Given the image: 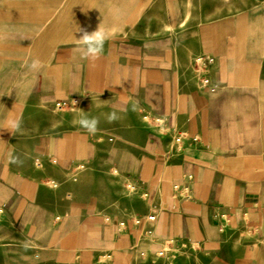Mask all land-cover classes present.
<instances>
[{
    "label": "crops",
    "instance_id": "obj_1",
    "mask_svg": "<svg viewBox=\"0 0 264 264\" xmlns=\"http://www.w3.org/2000/svg\"><path fill=\"white\" fill-rule=\"evenodd\" d=\"M191 5L43 0L33 37L31 15L0 0V103L13 121L18 103L23 121L0 128V264H140L133 247L153 212L155 239L198 245L175 264H264V0H200L198 19ZM198 54L215 59L212 92L193 75ZM71 106L75 125L49 131L48 110ZM163 127L187 133L181 152ZM106 168L136 186L135 208L96 178Z\"/></svg>",
    "mask_w": 264,
    "mask_h": 264
},
{
    "label": "rangeland",
    "instance_id": "obj_2",
    "mask_svg": "<svg viewBox=\"0 0 264 264\" xmlns=\"http://www.w3.org/2000/svg\"><path fill=\"white\" fill-rule=\"evenodd\" d=\"M43 0H17V7H16V15L17 16H23V15H31L32 19V36H38L39 37V18L42 15L43 16ZM199 7H200V0H192V11L195 12V17L198 19L199 18ZM30 12V13H29ZM24 25L17 24L16 26V43L17 45H20V43L23 42V36L25 32ZM37 32V34H36ZM34 43V39H33ZM199 55V54H198ZM196 55L192 57V72H193V59ZM23 56H16V71L14 73H10L14 75L15 74V91H16V101L19 100V97H21L24 93L23 89ZM2 79H0V95H7V82H8V75L9 73L4 72L0 73ZM3 75V76H2ZM194 75V74H193ZM5 76V77H4ZM195 77V76H194ZM196 79V78H195ZM81 102H79V105ZM104 104V99H96L90 102L89 104L87 103L85 106H90V107H99ZM71 107H68V109L63 108H54L48 110L47 113V126L49 128V131H55L56 129H62V128H68L71 129L73 125L79 120V117L73 116L70 113ZM16 112H15V118L16 120L13 121V119H8V104L5 103H0V128H7L9 125H12L13 122H16L17 127L22 126L23 127V121L19 119L20 114H21V106L16 103ZM12 115V114H10ZM33 116L35 117H40L43 116L42 113L39 111H35L32 113ZM81 119V116H80ZM99 123L104 124L106 121L101 120L98 121ZM113 145V143H112ZM104 155V153H103ZM109 157V153H107ZM79 171H85L84 169H80ZM96 174V178H101L104 180H109L113 179L114 183L111 185L113 189V193H116L118 195V199H122V202L120 203L123 207H131L135 208V204L131 201V198L134 194H136L135 191H131L128 187H131V183H124V179L121 178V175L115 168H106V169H98Z\"/></svg>",
    "mask_w": 264,
    "mask_h": 264
},
{
    "label": "built area",
    "instance_id": "obj_3",
    "mask_svg": "<svg viewBox=\"0 0 264 264\" xmlns=\"http://www.w3.org/2000/svg\"><path fill=\"white\" fill-rule=\"evenodd\" d=\"M215 59L212 55L209 54H199L196 55L193 59V74L196 78L198 88L202 91H214L212 86V68L214 66ZM155 124L161 128L163 122L159 119L155 120ZM165 134L168 133L171 135V151L176 153L181 152L183 149L184 141L187 139L188 135L185 132L180 130H170L169 128L163 127L160 131ZM37 166H40V163L37 162ZM191 180V176L187 177ZM131 191L136 190L135 185L128 187ZM173 190L176 197L189 199L190 190L187 186L175 185ZM157 220V213L153 212L148 214L143 219V230L140 235L139 240L135 243L133 250L137 252V261L140 264H175L176 261L183 255L187 254L189 251H194L198 248L196 243L188 242H177L172 238H165L157 240L154 237V232L152 225ZM225 223H229V219H225ZM220 231H223V228H220ZM157 249L153 252H148L146 250H140L141 245L156 243Z\"/></svg>",
    "mask_w": 264,
    "mask_h": 264
},
{
    "label": "clouds",
    "instance_id": "obj_4",
    "mask_svg": "<svg viewBox=\"0 0 264 264\" xmlns=\"http://www.w3.org/2000/svg\"><path fill=\"white\" fill-rule=\"evenodd\" d=\"M91 34H87L85 33L80 39L83 41H87L90 38ZM84 54L90 56V57H94L98 51V49H92L91 47H87L84 50ZM91 130V129H90Z\"/></svg>",
    "mask_w": 264,
    "mask_h": 264
}]
</instances>
